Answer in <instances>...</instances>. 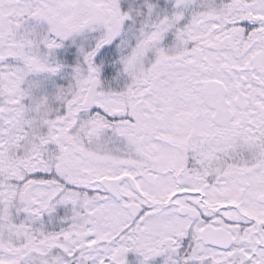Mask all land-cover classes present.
<instances>
[{"label": "snow or ice", "instance_id": "1", "mask_svg": "<svg viewBox=\"0 0 264 264\" xmlns=\"http://www.w3.org/2000/svg\"><path fill=\"white\" fill-rule=\"evenodd\" d=\"M0 264H264V0H0Z\"/></svg>", "mask_w": 264, "mask_h": 264}]
</instances>
